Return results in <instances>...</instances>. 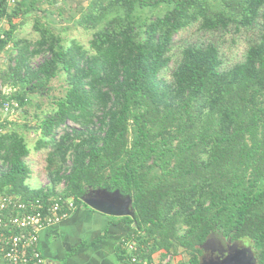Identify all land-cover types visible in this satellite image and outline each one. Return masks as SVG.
Masks as SVG:
<instances>
[{
    "label": "trees",
    "instance_id": "16d2710c",
    "mask_svg": "<svg viewBox=\"0 0 264 264\" xmlns=\"http://www.w3.org/2000/svg\"><path fill=\"white\" fill-rule=\"evenodd\" d=\"M10 6L0 0V193L79 206L91 188L120 190L135 214L117 218L152 264L157 253L201 264L215 235L252 242L264 264V0H91L75 18L89 48L39 18L36 39L17 38L33 7ZM194 26L211 37L182 47L165 79L176 36ZM243 30L255 37L228 67L222 37ZM59 75L65 92L43 108ZM5 102L36 119L33 149ZM33 151L45 152V186L30 184Z\"/></svg>",
    "mask_w": 264,
    "mask_h": 264
},
{
    "label": "rangeland",
    "instance_id": "374dc122",
    "mask_svg": "<svg viewBox=\"0 0 264 264\" xmlns=\"http://www.w3.org/2000/svg\"><path fill=\"white\" fill-rule=\"evenodd\" d=\"M90 1L91 0H16V3H19L20 6L27 7L31 5L33 7L30 11L25 13L26 19L20 23V26L16 32V37L36 39L38 35L34 31L33 24L35 19L39 18L44 22L52 24L55 30L63 35L66 44H68L71 39L75 38L79 43L84 45L85 48H89V42L92 37L93 31H87L83 28L78 27L75 23V18L79 16L82 10L87 8ZM16 3L12 4L9 9L12 10ZM3 23L4 27L6 28V19L3 21ZM210 37V34L203 33L196 26L191 27L190 29L183 30L179 35H177L175 47L171 53L172 60L169 67L163 72L164 78H171L172 70L179 60V54L182 47L189 43L205 41ZM254 37L255 33L249 32L247 30H243L238 34H236L234 31H231L227 35L223 36L221 45L225 65L229 67L236 62L241 61L244 58V54L249 41ZM9 51L10 48L3 53L2 59L0 60V70L7 66L5 56ZM41 59V57H38L35 60V63H38L39 61H41ZM50 84L52 89L49 92V97L43 99V108H48L52 105L51 96L57 97L64 94L66 89V78L64 75H59L54 78ZM13 90H15L14 87ZM35 111H37L36 105L31 106V112ZM38 111L40 110L38 109ZM11 117L12 120H17L18 122H22L25 119L27 120L30 126L28 130L24 131V133L26 135L27 141L29 142V145L33 149V146L39 137L38 132H36V119L32 115H28L27 118H24L22 114H19L17 112H15V114H13ZM44 159V151L38 153H35L33 151L32 155L28 158V161L30 162L33 169L32 176L29 179L30 184L33 187L45 186L49 183V179L44 168ZM80 206H84L87 209L94 210L91 207L87 206L84 202L78 207ZM78 207L76 209H78ZM76 209L72 212V214L76 211ZM216 242H221L222 246L224 247H228L229 244V241H227L226 239H222L219 236L215 235L206 243L204 249H207V247H212ZM242 242L245 245L243 249L244 253L248 256V258H253V260L256 261L257 251L252 242L248 240H243ZM233 244L238 245L239 241ZM181 255H178V257H176V261H182V259L187 258V256ZM155 257L156 259H158V261H160L159 253L155 254Z\"/></svg>",
    "mask_w": 264,
    "mask_h": 264
},
{
    "label": "built area",
    "instance_id": "2783aa9c",
    "mask_svg": "<svg viewBox=\"0 0 264 264\" xmlns=\"http://www.w3.org/2000/svg\"><path fill=\"white\" fill-rule=\"evenodd\" d=\"M8 3L12 5L16 0ZM2 56L0 51V60ZM1 111L3 118L10 120L18 104L5 102ZM77 207L75 197L68 195L25 200L19 195L0 193V264H46L40 249L41 232L68 219ZM120 246L125 264H152L141 256L135 237L124 236ZM153 259L155 264L160 262Z\"/></svg>",
    "mask_w": 264,
    "mask_h": 264
},
{
    "label": "crops",
    "instance_id": "0c3cea01",
    "mask_svg": "<svg viewBox=\"0 0 264 264\" xmlns=\"http://www.w3.org/2000/svg\"><path fill=\"white\" fill-rule=\"evenodd\" d=\"M128 231L117 217L80 206L41 232L40 249L46 264H125L120 242Z\"/></svg>",
    "mask_w": 264,
    "mask_h": 264
},
{
    "label": "water",
    "instance_id": "95a60500",
    "mask_svg": "<svg viewBox=\"0 0 264 264\" xmlns=\"http://www.w3.org/2000/svg\"><path fill=\"white\" fill-rule=\"evenodd\" d=\"M81 200L92 209L114 217H133L135 212L132 206L133 199L130 195L123 194L120 190L109 191L106 188L90 189ZM246 252V251H245ZM210 257V256H209ZM203 257L201 264H255L253 258H248L243 250L227 254L224 257Z\"/></svg>",
    "mask_w": 264,
    "mask_h": 264
},
{
    "label": "flooded vegetation",
    "instance_id": "af4514ba",
    "mask_svg": "<svg viewBox=\"0 0 264 264\" xmlns=\"http://www.w3.org/2000/svg\"><path fill=\"white\" fill-rule=\"evenodd\" d=\"M126 195V194H125ZM127 236V235H125ZM244 243L242 241H239V244H233L229 241L228 247L222 246L221 242H216L212 247H207V249H204L205 252V258H209L208 261L210 262L212 258L214 257H224L227 254L234 253L237 251H241L244 249ZM244 251V250H243ZM213 260V259H212Z\"/></svg>",
    "mask_w": 264,
    "mask_h": 264
}]
</instances>
